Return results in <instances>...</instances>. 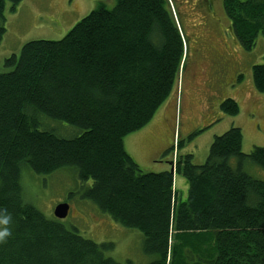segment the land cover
Returning a JSON list of instances; mask_svg holds the SVG:
<instances>
[{
  "label": "trees",
  "instance_id": "1",
  "mask_svg": "<svg viewBox=\"0 0 264 264\" xmlns=\"http://www.w3.org/2000/svg\"><path fill=\"white\" fill-rule=\"evenodd\" d=\"M7 1L23 0H0L1 22ZM115 1L111 9L100 3L60 40L25 43L5 62L13 69L0 72V209L12 216L0 264H121L107 254L113 243L84 238L25 200V167H75L83 184L92 181L85 198L143 234L149 264H264V180L245 170L249 161L264 169V147L244 153L233 126L214 138L205 163L174 152L172 169L158 172L126 150L124 139L178 96L185 44L169 0ZM223 3L241 47L251 50L264 36V0ZM5 32L0 24V42ZM253 78L264 92V64ZM221 109L240 113L231 98ZM41 116L82 131L41 129ZM175 174L188 182L185 201L176 197Z\"/></svg>",
  "mask_w": 264,
  "mask_h": 264
},
{
  "label": "rangeland",
  "instance_id": "2",
  "mask_svg": "<svg viewBox=\"0 0 264 264\" xmlns=\"http://www.w3.org/2000/svg\"><path fill=\"white\" fill-rule=\"evenodd\" d=\"M193 1L169 0V4L175 14L179 8L192 5ZM211 1L214 10L227 21L224 0ZM100 3L111 9L116 1L23 0L15 7L11 1H7L4 11L5 21L0 20V24L6 28L0 42V72L13 69L6 66L5 62L12 56L19 57L25 43L41 39H62ZM197 3L200 4L201 1ZM239 60V79L235 87L228 89V92L220 89L215 94V98L211 97L212 100H206L205 97L208 94L202 90H193L190 79L188 86L185 85V81H182L175 110L174 103L171 101L173 97H170L157 110L154 119L145 126L149 127L145 142L150 144V148L144 149L140 146L138 137L142 130L140 129L136 132L137 135H132L135 137H128L130 153L143 161L142 159L149 157L151 152L161 148L164 154L159 163L157 162V166L169 162L171 168L170 157L173 158L174 152L176 153L174 157L193 153L195 154L194 164H203L209 155L214 138L233 126L241 128L243 132L244 153H250L256 146L264 147V92L255 89V96L249 104L242 100L238 101V97H242L244 92L242 88L248 89L249 86H254V66L264 64L262 34L258 35L256 44L251 50L240 48ZM229 98L238 102L240 106L238 115H229L221 109V103ZM207 120L210 122L205 123ZM41 121V129L53 130L64 137H72L82 131L77 126L46 116H41ZM178 140L181 142L179 148H177ZM143 162L145 164V161ZM147 164L154 165L151 162ZM141 168L150 171L142 166ZM245 170L254 178L264 180V169L258 164L249 161L245 165ZM21 184L25 200L37 207L49 219L57 220L54 214L55 207L60 203H68V215L58 220L68 229L76 230L84 238L98 244L113 243V249L107 254L117 262L149 264L154 259L153 255L143 250L144 237L139 230L116 222L109 214L102 213L95 203L84 197V189L90 186L92 181L83 184L75 167H64L51 174H37L29 167H25L22 170Z\"/></svg>",
  "mask_w": 264,
  "mask_h": 264
},
{
  "label": "flooded vegetation",
  "instance_id": "3",
  "mask_svg": "<svg viewBox=\"0 0 264 264\" xmlns=\"http://www.w3.org/2000/svg\"><path fill=\"white\" fill-rule=\"evenodd\" d=\"M174 15L185 42V85L190 79L193 90L208 94L205 97L203 93L206 100L215 98L220 89L228 92L234 88L239 79L241 48L235 24L227 15V21L219 16L211 0H194Z\"/></svg>",
  "mask_w": 264,
  "mask_h": 264
},
{
  "label": "crops",
  "instance_id": "4",
  "mask_svg": "<svg viewBox=\"0 0 264 264\" xmlns=\"http://www.w3.org/2000/svg\"><path fill=\"white\" fill-rule=\"evenodd\" d=\"M254 86H255V84H254ZM254 86H249L248 87V89H246L245 87L244 88H242V90L244 91L243 92V95H242V97L241 96H239L238 97V101L239 102H241V100L243 101V102H245V103H250L251 102V99H252V97L253 96H255V93H256V87L254 88ZM238 87H236V89H237ZM241 90V91H242ZM247 92V93H246ZM246 93V94H245ZM244 94H245V96H244ZM234 96H236V94L234 95ZM173 103H174V110H175V104H176V102H177V97H173L172 98V100H171ZM154 119V118H153ZM152 119V120H153ZM212 119V118H211ZM210 122V120L208 121H205V123H209ZM148 131H149V127H144V128H142V130L140 131V136H138L139 137V139H140V146L142 147V148H144V149H146V148H150V144H146V142H145V139L147 138V134H149L148 133ZM155 131V130H154ZM136 133V132H135ZM135 133H133V134H130V135H128L125 139H124V142H125V147H126V150L128 151V153L140 164V166H142V167H144V168H146L147 170H150V171H153V172H158V171H162V170H171L172 169V167L170 168V164H169V162H167L166 164H161V165H159V166H157L156 164H157V162L159 163V160H160V158H161V156H162V154H164L163 153V151H162V149L161 148H159V149H156V150H154L153 152H151L150 154H149V157H146V158H144V159H142L143 161H145V164H144V162L143 161H140L139 159H137V157H135L133 154H131L130 152V150H129V148H128V144H130L129 143V139L130 138H128V137H130V136H132V135H137V133L135 134ZM132 137H135V136H132ZM154 138V137H153ZM174 138V137H173ZM126 139H128V140H126ZM128 141V142H127ZM175 141V140H174ZM128 143V144H127ZM193 154V153H192ZM193 156H195V154H193ZM170 159H171V161H172V158L170 157ZM143 162V163H142ZM147 162H151V163H153L154 165H152V164H147ZM234 164L236 163L235 161L233 162ZM174 188H175V190H176V197L179 199V200H181V201H185L186 199H187V197H188V189H189V185H188V182H187V180H186V178H184L182 175H180V174H176L175 175V178H174Z\"/></svg>",
  "mask_w": 264,
  "mask_h": 264
},
{
  "label": "clouds",
  "instance_id": "5",
  "mask_svg": "<svg viewBox=\"0 0 264 264\" xmlns=\"http://www.w3.org/2000/svg\"><path fill=\"white\" fill-rule=\"evenodd\" d=\"M11 221V214L6 209H0V243L6 242L7 238L11 236Z\"/></svg>",
  "mask_w": 264,
  "mask_h": 264
},
{
  "label": "water",
  "instance_id": "6",
  "mask_svg": "<svg viewBox=\"0 0 264 264\" xmlns=\"http://www.w3.org/2000/svg\"><path fill=\"white\" fill-rule=\"evenodd\" d=\"M69 212V204L68 203H60L55 207L54 214L56 218L62 219L68 215Z\"/></svg>",
  "mask_w": 264,
  "mask_h": 264
},
{
  "label": "bare ground",
  "instance_id": "7",
  "mask_svg": "<svg viewBox=\"0 0 264 264\" xmlns=\"http://www.w3.org/2000/svg\"><path fill=\"white\" fill-rule=\"evenodd\" d=\"M172 9V8H171ZM172 11H174V9H172ZM173 169H175V166H173ZM176 175V174H175Z\"/></svg>",
  "mask_w": 264,
  "mask_h": 264
}]
</instances>
